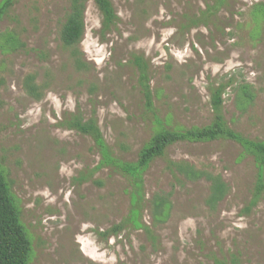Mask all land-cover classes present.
I'll use <instances>...</instances> for the list:
<instances>
[{"label": "rangeland", "instance_id": "rangeland-1", "mask_svg": "<svg viewBox=\"0 0 264 264\" xmlns=\"http://www.w3.org/2000/svg\"><path fill=\"white\" fill-rule=\"evenodd\" d=\"M0 0V163L31 242L28 264H264V191L252 156L230 140L178 142L143 174L139 215L132 183L99 167L90 136L65 123L94 117L111 155L136 162L159 129L209 126L210 89L226 85L222 115L243 137L264 141V0H111L118 22L101 33L92 0L77 72L60 31L70 0ZM12 37V38H11ZM12 39V41H11ZM147 65L154 113L138 85ZM35 75L42 98L23 88ZM169 161L219 176L228 187L210 208L211 183L188 181ZM155 195L168 212L156 220ZM116 226L122 230L110 233Z\"/></svg>", "mask_w": 264, "mask_h": 264}, {"label": "trees", "instance_id": "trees-1", "mask_svg": "<svg viewBox=\"0 0 264 264\" xmlns=\"http://www.w3.org/2000/svg\"><path fill=\"white\" fill-rule=\"evenodd\" d=\"M88 0H70L69 11L60 31L62 47L69 53L73 68L77 72L89 71V65L83 59V53L79 44L85 33V10ZM101 15V33L111 31L118 22V16L111 0H92ZM11 0H6L3 5L7 7ZM1 13V12H0ZM12 38V37H11ZM12 41V39H11ZM135 66L138 72V85L140 87L146 109L154 113L152 93L150 90L147 65L140 57H135ZM23 88L28 96L35 100L42 98L41 88L35 84V75L28 74L24 78ZM226 85L219 84L210 89V105L213 119L209 126L202 128H190L181 131L168 130L158 122L159 129L151 138L149 144L139 153L136 162H122L111 155L104 143L103 137L94 117L83 121L81 116H73L65 123L71 130L90 136L98 148L101 159L99 167L111 166L132 183L131 198L133 200L132 215L137 217L140 213L139 204L143 197V174L149 165L157 158L165 155L167 148L178 142L204 143L216 140H230L239 144L243 151L253 157L256 167V181L249 205L245 212H249L260 200L264 191V141L250 140L243 137L228 127L222 115L223 93ZM167 169L173 175L184 177L188 181H197L205 178L211 183L207 204L214 208L226 195L228 187L219 176L195 170L186 162L169 161ZM154 218L162 219L169 209V202L165 196L155 195L153 202ZM121 226H116L112 231L104 233H119ZM32 250L31 242L20 221V214L10 193L8 182L2 172L0 163V264H28ZM220 264H239L235 254H229Z\"/></svg>", "mask_w": 264, "mask_h": 264}]
</instances>
